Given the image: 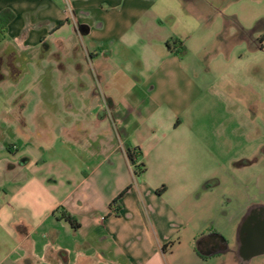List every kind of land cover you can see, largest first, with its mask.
<instances>
[{
  "label": "crops",
  "instance_id": "0c3cea01",
  "mask_svg": "<svg viewBox=\"0 0 264 264\" xmlns=\"http://www.w3.org/2000/svg\"><path fill=\"white\" fill-rule=\"evenodd\" d=\"M146 2L0 0V11L15 15L0 42L3 51L10 49V65L14 46L50 48L48 37L71 38L82 34L81 26L91 43V49L73 51L67 65L60 55L51 64L61 84L79 85L82 98L39 97L30 108L13 94L0 108V229L7 236L0 237V264H201L230 250L222 230L234 224L236 252L246 212L264 205V173L248 171L257 157L236 161L244 180L215 171L206 181L198 178L202 146L227 140L221 131H204L207 100L219 103L190 71L163 64L146 75L123 58L115 73L111 61L120 45L129 50L152 24L142 25ZM104 3L106 12L99 10ZM167 39L162 34L157 42ZM167 51L175 61L177 54ZM235 106L221 97L223 112ZM127 148L141 152L135 158L141 173L128 161ZM66 212L76 222L62 220ZM200 235L222 238L225 250L200 253ZM233 256L218 264H234Z\"/></svg>",
  "mask_w": 264,
  "mask_h": 264
},
{
  "label": "rangeland",
  "instance_id": "374dc122",
  "mask_svg": "<svg viewBox=\"0 0 264 264\" xmlns=\"http://www.w3.org/2000/svg\"><path fill=\"white\" fill-rule=\"evenodd\" d=\"M147 1L149 8L144 13L142 25L152 24L145 36L140 35L135 42L129 43V50L120 45L118 56L113 55L111 61L115 73L118 72L116 64L120 65L123 58H127L133 66L123 64L124 67L133 70L142 68L146 75L162 68L163 64L170 65L176 72L190 71L188 76L196 83L203 84L212 100L219 103L212 104L207 100L206 108L201 113L202 121L208 126L204 131H221L219 136L227 140L224 144L208 143L202 146L201 157L198 162L196 160V168L200 171L198 178L206 181L207 173L215 171L219 174L230 173L232 182L244 180L245 176L239 174L241 167L237 166L236 161L241 158L252 160L254 157H257L258 163L248 171L264 173V0ZM106 6L104 3L101 6L103 9L99 10L106 12ZM162 34L168 36L167 41L176 36L183 40L185 53L181 56L177 54L175 61L163 54L169 50L165 46L166 41L162 44L157 42ZM114 35L117 37L119 34ZM89 38L90 35L82 34L67 39L62 36L57 40L48 37L46 41L50 48L40 44L24 51L14 46L13 65L7 62L10 49L6 52L0 46V74L3 75L0 81V108L7 96L13 94L20 96L18 102L26 98L30 108L39 97H47L44 99L48 101L59 96L82 98L78 93L79 85L69 80L61 84V73L55 71L51 64L60 55L67 65L73 51L82 53L91 49ZM60 48H64L63 51ZM78 60L85 64L81 56H78ZM11 66H15V69ZM62 75L70 73L62 72ZM129 79L133 82L136 77L129 74ZM228 96L236 106L229 112H223L220 109L221 97L230 100ZM235 191L231 193L235 194ZM230 201L232 196H226V203ZM222 234L230 250L225 254L201 258L206 261L201 264H218L220 260H228L230 255H234V260L231 259L234 264L238 263V255L232 249L236 240V224L226 227ZM0 237H7L1 229ZM263 259H254L250 264H264Z\"/></svg>",
  "mask_w": 264,
  "mask_h": 264
},
{
  "label": "trees",
  "instance_id": "16d2710c",
  "mask_svg": "<svg viewBox=\"0 0 264 264\" xmlns=\"http://www.w3.org/2000/svg\"><path fill=\"white\" fill-rule=\"evenodd\" d=\"M14 17H15V15H14L13 11L10 10L9 8H4L0 11V42L6 40V38L8 36L7 26L9 24V22L14 19ZM165 46L169 50H171L175 54H179L180 56L185 53V47L181 43V40L177 37L172 38L171 41H166ZM2 79H3V75L0 74V81ZM125 155H126L128 161L133 166H135V168L137 170L135 173L136 174L141 173L143 171V165L142 164H138V165L135 164V158L139 157L141 155V152L139 151V149L133 148L132 150H130L127 148ZM120 196H121V193L118 195V197L116 198L115 201H117V199H119ZM73 218L74 217L67 212L61 214V219L65 220L69 223H71L72 221H75ZM203 237H204V235H200L199 238L197 239V241H199ZM169 244H171V242ZM196 249H197V246H196Z\"/></svg>",
  "mask_w": 264,
  "mask_h": 264
},
{
  "label": "water",
  "instance_id": "95a60500",
  "mask_svg": "<svg viewBox=\"0 0 264 264\" xmlns=\"http://www.w3.org/2000/svg\"><path fill=\"white\" fill-rule=\"evenodd\" d=\"M79 30L80 32H82V34L87 33V29H85L82 26L80 27ZM258 208L264 212V205H260L258 206ZM247 227H248V223L242 224L241 228L239 225L237 248H236V253L239 257L237 264H246L251 259V257L254 256L257 257L264 254V224L263 223L256 224L255 227H253L249 232L248 237L242 239L240 237V232L245 231ZM200 253L207 256L213 254V253L207 254L203 252Z\"/></svg>",
  "mask_w": 264,
  "mask_h": 264
},
{
  "label": "flooded vegetation",
  "instance_id": "af4514ba",
  "mask_svg": "<svg viewBox=\"0 0 264 264\" xmlns=\"http://www.w3.org/2000/svg\"><path fill=\"white\" fill-rule=\"evenodd\" d=\"M244 223H248V227L245 231L240 232V237L242 239H245L248 237L249 232L251 231L253 227H255L256 224H259V223L264 224V212L261 211L258 208V206H253L249 208L242 220V224ZM242 224H240V228ZM222 240H223L222 238L215 236V235H210V236L204 235L202 239L197 241V246L199 250L202 251L203 253H206V252L213 253L217 250L224 251L225 249H224ZM260 257H264V254L257 256V257L256 256L251 257V259L246 264H250L251 261H253L254 259L260 258ZM238 260H239V257H238ZM262 262L264 263V259L262 260Z\"/></svg>",
  "mask_w": 264,
  "mask_h": 264
},
{
  "label": "built area",
  "instance_id": "2783aa9c",
  "mask_svg": "<svg viewBox=\"0 0 264 264\" xmlns=\"http://www.w3.org/2000/svg\"><path fill=\"white\" fill-rule=\"evenodd\" d=\"M0 211H1V205H0Z\"/></svg>",
  "mask_w": 264,
  "mask_h": 264
}]
</instances>
